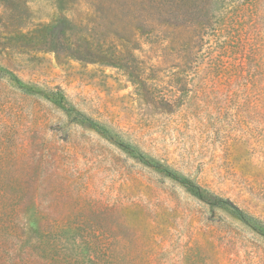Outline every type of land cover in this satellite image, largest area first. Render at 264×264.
<instances>
[{
  "label": "rangeland",
  "instance_id": "1",
  "mask_svg": "<svg viewBox=\"0 0 264 264\" xmlns=\"http://www.w3.org/2000/svg\"><path fill=\"white\" fill-rule=\"evenodd\" d=\"M247 1L0 0V225L13 207L56 224L54 264H264V0Z\"/></svg>",
  "mask_w": 264,
  "mask_h": 264
},
{
  "label": "trees",
  "instance_id": "2",
  "mask_svg": "<svg viewBox=\"0 0 264 264\" xmlns=\"http://www.w3.org/2000/svg\"><path fill=\"white\" fill-rule=\"evenodd\" d=\"M258 0H248L246 5H253ZM210 66L215 68L214 71L219 73L217 76L224 74L226 67L225 63L219 57L210 58ZM163 169L172 177H177L178 180L182 181L186 186L187 190L195 197L203 201L204 203H211L214 200L219 202L220 205L228 206L234 212L240 216H245L251 220L253 217L244 213L238 206L233 204L229 200H224L202 188L198 184L186 179L184 176L176 172L174 169L168 165H162ZM24 213V209L19 207H13L8 209V218L6 221L0 225V236L4 237V240L8 242L6 248L0 247V250L5 249L7 253L12 250L11 243L18 249H14L12 254L15 252L19 253L15 258L17 264H37V263H47L54 264L67 263L70 262L68 253H65L68 249L67 241L61 239L55 234V230L58 233L60 228H57L56 224L51 223H39L37 221H31L29 219H24L22 221L17 220V215ZM55 227L58 229H55ZM4 251V252H5ZM1 258V257H0Z\"/></svg>",
  "mask_w": 264,
  "mask_h": 264
}]
</instances>
